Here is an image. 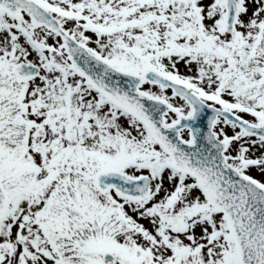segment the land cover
Returning <instances> with one entry per match:
<instances>
[{"label": "snow or ice", "instance_id": "snow-or-ice-1", "mask_svg": "<svg viewBox=\"0 0 264 264\" xmlns=\"http://www.w3.org/2000/svg\"><path fill=\"white\" fill-rule=\"evenodd\" d=\"M0 264H264V0H0Z\"/></svg>", "mask_w": 264, "mask_h": 264}]
</instances>
